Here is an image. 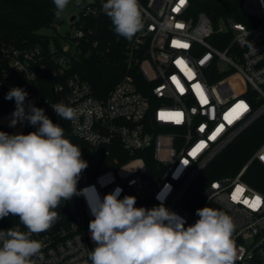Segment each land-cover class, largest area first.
<instances>
[{
    "label": "built area",
    "instance_id": "1",
    "mask_svg": "<svg viewBox=\"0 0 264 264\" xmlns=\"http://www.w3.org/2000/svg\"><path fill=\"white\" fill-rule=\"evenodd\" d=\"M207 1L139 0L144 26L126 39L124 73L105 96L73 67L84 45L86 55L101 46L99 18L106 0L85 3L72 28L62 37L56 34L59 45L54 37L45 49L13 39L0 42V131L37 130L27 120L12 125L16 102L6 95L9 88H23L25 112L30 105L43 108L64 134L81 141L75 145L88 162L77 194L62 200L64 214L47 231L32 234L43 245L42 259L33 257L36 264H91L96 245L89 235L90 205L117 189L121 199L135 196L136 207L162 203L185 227L199 219L197 209L225 212L235 224L236 264H264V180L257 188L245 178L254 161L264 169V141L238 170L215 175L217 160L264 119V0H240L236 15L217 12ZM48 64L59 79L49 95L38 90ZM61 102L77 110L75 122L57 116L51 105ZM240 102L247 110L233 112ZM147 150L152 167L137 154ZM256 197L261 199L256 210L243 203ZM3 219L0 230H8ZM14 229L28 231L20 221Z\"/></svg>",
    "mask_w": 264,
    "mask_h": 264
},
{
    "label": "clouds",
    "instance_id": "2",
    "mask_svg": "<svg viewBox=\"0 0 264 264\" xmlns=\"http://www.w3.org/2000/svg\"><path fill=\"white\" fill-rule=\"evenodd\" d=\"M79 0H77V3ZM55 16L61 17L70 0H53ZM102 11L111 19L116 34L131 40L142 30L139 0H106ZM249 49L256 52L249 43ZM28 93L10 89L14 99L12 125L27 120L37 130L10 135L0 131V219L18 216L27 228L0 230V264H36L42 259L40 241L32 234L47 231L58 218L54 211L62 200L77 194L80 174L88 167L80 147L64 136V129L43 108L24 110ZM58 117L75 122L77 110L64 103L51 105ZM121 189L90 205L91 264H236L231 216L208 206L197 209L199 219L185 227L183 218L162 203L151 209L136 207L135 196L120 197Z\"/></svg>",
    "mask_w": 264,
    "mask_h": 264
},
{
    "label": "trees",
    "instance_id": "3",
    "mask_svg": "<svg viewBox=\"0 0 264 264\" xmlns=\"http://www.w3.org/2000/svg\"><path fill=\"white\" fill-rule=\"evenodd\" d=\"M240 0H210L206 5L217 12L229 13L239 7ZM208 7V8H209ZM210 9V8H209ZM208 9V10H209ZM238 19L239 16H237ZM55 19V5L53 0H0V42L16 40L26 46L41 45L44 49L48 42L54 37L59 45L56 35H48L40 30L51 27ZM100 40L101 46L92 48L91 53L86 55L88 45L83 46L82 53L75 59L73 69L84 75L90 80L95 88L96 94L105 96L106 93L122 78L124 73V47L126 38L115 33L112 22L105 13L100 16ZM93 20V19H92ZM107 47L109 49L107 50ZM48 63V62H47ZM53 64H48V70L40 79L39 91L49 95L51 86L59 79L52 76L51 69ZM10 91V88L8 89ZM14 100V99H13ZM65 138L70 142L80 144L66 132ZM264 141V119L259 120L254 127L247 130L225 153L217 160L220 170L215 175L232 173L238 170L248 161L253 150ZM151 151H140L137 154L146 157L148 167H152ZM253 186L261 188V180H264V169L259 161H254L245 176ZM58 216L64 214L62 201L54 209ZM19 221L18 216L9 214L5 217L1 225L7 229L13 228Z\"/></svg>",
    "mask_w": 264,
    "mask_h": 264
},
{
    "label": "rangeland",
    "instance_id": "4",
    "mask_svg": "<svg viewBox=\"0 0 264 264\" xmlns=\"http://www.w3.org/2000/svg\"><path fill=\"white\" fill-rule=\"evenodd\" d=\"M89 1L90 0H82L81 4L76 6L77 0H70V3L67 6L65 13L59 18L55 16L54 22L51 27L42 28L40 31L51 36L56 35L58 33H66L72 28L70 20L71 16H79L83 5L85 3H88Z\"/></svg>",
    "mask_w": 264,
    "mask_h": 264
},
{
    "label": "snow or ice",
    "instance_id": "5",
    "mask_svg": "<svg viewBox=\"0 0 264 264\" xmlns=\"http://www.w3.org/2000/svg\"><path fill=\"white\" fill-rule=\"evenodd\" d=\"M184 2H185V0H180L181 4H183ZM174 11H178V9H174ZM177 27L182 28L183 25L177 24ZM174 43H176V42H174ZM178 46L184 47V48L188 47L187 44H179ZM177 63H182V61H177ZM173 80H175V77H173ZM196 87H197V89H199L200 86L197 84ZM181 91H183L182 88H181ZM201 95H203V94L201 93ZM237 110H240L241 112L246 111L247 105H245L243 102H240V103L236 104L235 108L232 109L233 112H236ZM164 115H165L164 113H161V118H164ZM175 116H176V123H180L181 122L180 118L182 117V113L177 112V113H175ZM229 122H231V121H229ZM221 127H223V125H221ZM219 130L220 129H217V131H219ZM210 138H214V137H210ZM192 154L195 155V151ZM236 191L239 193V192H242L243 189L238 187L236 189ZM233 199L235 200L236 197L234 196ZM243 203L245 205H247L248 207H250L252 210H256L261 204V199H260V197H256L255 200L251 203H249V201L247 199H245L243 201Z\"/></svg>",
    "mask_w": 264,
    "mask_h": 264
},
{
    "label": "water",
    "instance_id": "6",
    "mask_svg": "<svg viewBox=\"0 0 264 264\" xmlns=\"http://www.w3.org/2000/svg\"><path fill=\"white\" fill-rule=\"evenodd\" d=\"M80 1H81V0H79V2L76 4V6L79 5ZM75 17H76V15H72L71 18H70V20L73 21V20L75 19Z\"/></svg>",
    "mask_w": 264,
    "mask_h": 264
}]
</instances>
